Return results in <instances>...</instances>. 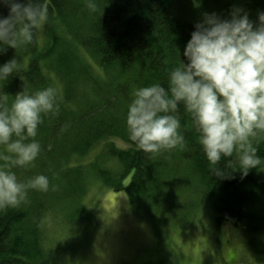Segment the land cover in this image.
<instances>
[{"label":"trees","instance_id":"obj_1","mask_svg":"<svg viewBox=\"0 0 264 264\" xmlns=\"http://www.w3.org/2000/svg\"><path fill=\"white\" fill-rule=\"evenodd\" d=\"M96 2L98 10L92 12L86 0H43L47 20L42 40L37 32L32 43L17 49L5 46L0 52V64L16 57L22 65L0 81L9 105L24 89L51 86L59 95L58 114L45 116L38 129L41 154L33 166L13 169L21 181L46 174L49 191L29 190L18 207L0 210V264H63L65 253L59 255L56 249L62 240L54 243L47 226L51 217L60 216L64 228L71 229L64 233L66 239L83 227L88 239V229L97 223L83 197L91 173L106 187L125 190L134 214L147 218L152 213L155 222L179 211L183 194L193 206L198 201L210 204L217 224L230 220L244 225L247 240L264 258V162L247 176L239 171L225 179L213 176L182 106L183 149L145 153L128 139L126 128L130 94L153 83L167 87L168 72L180 52L185 59L183 50L204 13L230 18L234 8H241L255 22L264 0ZM8 15L9 8L0 3V17ZM99 143L95 156L82 162ZM254 145L264 161V136ZM109 157L117 158L118 165L108 164ZM80 218L86 219L81 220L83 227L80 221L70 222ZM155 264L167 260L161 257Z\"/></svg>","mask_w":264,"mask_h":264},{"label":"clouds","instance_id":"obj_2","mask_svg":"<svg viewBox=\"0 0 264 264\" xmlns=\"http://www.w3.org/2000/svg\"><path fill=\"white\" fill-rule=\"evenodd\" d=\"M9 8L0 17V52L33 42L47 20L43 0H0ZM96 12V0H86ZM180 58L168 72L167 87L160 83L134 89L127 106L128 139L145 153L183 149L181 106L191 118L196 142L210 173L221 179L239 171L242 176L261 165L254 145L264 136V11L257 21L241 8L230 18L204 13L196 22ZM17 58L0 64V81L18 73ZM23 80V77H20ZM59 112L58 90L46 87L9 95L0 89V210L16 208L29 190L47 192L46 174L18 179L15 168L33 166L41 154L36 139L48 114ZM223 166L221 165V162ZM231 170V171H229Z\"/></svg>","mask_w":264,"mask_h":264},{"label":"rangeland","instance_id":"obj_3","mask_svg":"<svg viewBox=\"0 0 264 264\" xmlns=\"http://www.w3.org/2000/svg\"><path fill=\"white\" fill-rule=\"evenodd\" d=\"M43 28L44 24L38 31L41 40ZM100 145L80 160L89 161ZM105 161L118 165L115 157ZM87 185L84 201L94 210L97 221L88 229L92 231L88 239H84L83 218L69 220L72 224L80 221L83 228L68 239L64 233H71V229L64 228L66 223L59 221L60 216L51 217L47 226L54 243L62 240L56 249L59 255L65 253L63 264H155L161 257L167 264H264L263 256L247 240L248 229L230 220L217 224L210 204L198 201L193 206L183 194L179 211L155 222L152 213L147 218L134 214L128 193L106 187L96 174H90Z\"/></svg>","mask_w":264,"mask_h":264}]
</instances>
